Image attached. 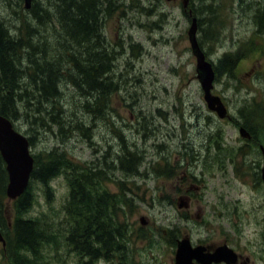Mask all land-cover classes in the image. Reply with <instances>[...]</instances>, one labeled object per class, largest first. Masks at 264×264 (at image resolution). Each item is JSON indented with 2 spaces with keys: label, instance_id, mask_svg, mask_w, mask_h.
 <instances>
[{
  "label": "rangeland",
  "instance_id": "374dc122",
  "mask_svg": "<svg viewBox=\"0 0 264 264\" xmlns=\"http://www.w3.org/2000/svg\"><path fill=\"white\" fill-rule=\"evenodd\" d=\"M253 1L188 0L184 6L181 0H109L100 29L104 46L115 57L111 76L117 93L108 99L105 118L87 115L78 104L85 99L71 84H63L56 108L45 106L52 113L42 112L35 122L31 113L21 111L13 121L17 131L33 138V157L56 149L80 165L97 168L104 167L102 155L109 152L104 186L117 196L116 219L127 250L124 256L92 264H174L182 240L228 243L250 263L264 264V158L259 149L264 140L256 145L238 132L248 125L258 132L264 122V39L255 33L259 6ZM54 2L32 0L31 6L53 14ZM207 4L212 8L208 12L203 11ZM0 17L13 36L19 28L24 33L27 25L37 30L30 34L34 40L41 35L53 49L65 43L57 21L37 28L23 0H0ZM193 17L197 42L214 67L225 55L240 56L231 73L219 74L212 91L224 103L226 119L210 112L203 100L187 34ZM254 103L260 106L252 110ZM52 114L63 119L62 127L50 123ZM77 121L89 126L88 137L74 130ZM120 143L141 160L136 174L117 168ZM49 186L47 198L43 185H32V204L21 215L36 220L45 215L57 228L48 229L55 236L40 246L36 263L78 264L66 247L64 224H58L68 187L61 175ZM11 204L5 197L0 219V229L9 236ZM8 257L0 245V264H11Z\"/></svg>",
  "mask_w": 264,
  "mask_h": 264
},
{
  "label": "trees",
  "instance_id": "16d2710c",
  "mask_svg": "<svg viewBox=\"0 0 264 264\" xmlns=\"http://www.w3.org/2000/svg\"><path fill=\"white\" fill-rule=\"evenodd\" d=\"M108 1L55 0L52 5L55 8L53 14H49L44 7L31 6L28 10L37 20V28L51 24L53 26L55 21L60 25V37L65 43L59 42L58 49H53L39 31L40 37L34 40L30 34H37V30L27 25L24 33L19 28V35H11L0 17V115L13 123L19 119L21 111L26 116L29 112L35 122L40 121L37 115L42 112L52 113L46 111L47 104L52 105L51 111L56 108L57 99L61 98V86L71 84L79 92L80 98L85 99L78 104L87 115L105 118L108 99L117 93L116 83L111 76L115 57L104 46L100 29L101 17L110 8ZM258 6L254 15L255 33L264 39V0H258ZM205 10H212L211 5H205L203 11ZM199 24H202L201 20ZM237 60L240 61L238 54L225 55L214 67L215 81L222 72L231 73ZM259 106L260 103L251 104V109ZM58 117L60 116L52 114L50 123L62 127L63 119L57 120ZM48 124L43 127L47 129ZM245 127L243 128L250 134L252 142L256 145L263 142L264 122L259 126L258 132L249 125ZM74 130H81L88 137L90 129L83 122L77 121ZM27 140L31 146L33 138L27 137ZM108 155L109 152L105 151L102 155L104 167L97 168L80 165L56 149L43 158L39 155L33 157L34 167L28 187L11 204L9 213L13 219V235L4 233V249L11 264H37L36 257L41 245L55 236L48 231L57 230L52 219L45 221V215L37 220L25 219L21 215L32 204V185L35 182L43 185L46 197L50 198L49 183L58 175L63 176L68 187L63 204V219L58 224H64L66 247L77 255L78 264H92V260H110L126 254L124 234L116 219L115 209L119 202L117 196L109 193L104 186L108 179L106 168L109 165L105 164ZM116 161L117 168L127 174H136L141 165L138 155L130 153L123 143H120V154L116 156ZM6 184L7 174L0 157V219L4 211L2 201L6 197ZM85 259L89 262L86 263Z\"/></svg>",
  "mask_w": 264,
  "mask_h": 264
},
{
  "label": "water",
  "instance_id": "95a60500",
  "mask_svg": "<svg viewBox=\"0 0 264 264\" xmlns=\"http://www.w3.org/2000/svg\"><path fill=\"white\" fill-rule=\"evenodd\" d=\"M167 2L173 0H166ZM184 6L188 4V0H181ZM25 9H30L32 0H23ZM197 22L193 17L188 29V41L191 54L196 61V78L203 92V100L209 111L214 112L219 119L227 118L228 112L221 98L212 93L213 83L215 80V71L210 61L200 48L197 39ZM239 135L243 139H249L250 134L243 127L238 128ZM264 158V149L260 146ZM0 157L5 165L7 174V184L5 195L10 201L18 199L27 189L30 176L34 167V158L30 152V145L27 138L18 132L13 123L0 115ZM261 180L264 184V165L261 168ZM140 223L144 224L140 219ZM0 243L5 244V239L0 231ZM228 253L232 251L228 248H223ZM200 252L191 249L188 240H182L177 243L175 252L174 264H192V259L200 260ZM220 258V259H219ZM225 259L228 262V257L223 254L222 250H218L213 255H208L209 262H219ZM218 259V260H217Z\"/></svg>",
  "mask_w": 264,
  "mask_h": 264
},
{
  "label": "flooded vegetation",
  "instance_id": "af4514ba",
  "mask_svg": "<svg viewBox=\"0 0 264 264\" xmlns=\"http://www.w3.org/2000/svg\"><path fill=\"white\" fill-rule=\"evenodd\" d=\"M0 230L3 233V237L5 238V241H6V237L4 235V232L2 231V229H0ZM3 230H5V228ZM188 241L190 242L191 249L198 250L200 252V255H199L200 260L199 259H192V264H253V263H250V261L247 257L244 258L242 256V253L237 252V250L235 248L228 245V243H223V245H218V246H213V245L209 246V245L205 244L204 242H196V243L193 242L192 243L190 240H188ZM0 245L3 246L1 243H0ZM223 248H228L232 252L228 253ZM219 249L222 250L223 254H225L228 257V262L222 258H221V260H219V262H209L208 255H213Z\"/></svg>",
  "mask_w": 264,
  "mask_h": 264
},
{
  "label": "bare ground",
  "instance_id": "6f19581e",
  "mask_svg": "<svg viewBox=\"0 0 264 264\" xmlns=\"http://www.w3.org/2000/svg\"><path fill=\"white\" fill-rule=\"evenodd\" d=\"M11 24V23H10ZM93 126V125H92Z\"/></svg>",
  "mask_w": 264,
  "mask_h": 264
}]
</instances>
